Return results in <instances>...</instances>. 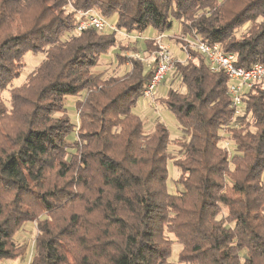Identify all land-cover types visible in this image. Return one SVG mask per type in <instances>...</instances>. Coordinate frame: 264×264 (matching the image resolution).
Masks as SVG:
<instances>
[{
	"label": "trees",
	"instance_id": "trees-1",
	"mask_svg": "<svg viewBox=\"0 0 264 264\" xmlns=\"http://www.w3.org/2000/svg\"><path fill=\"white\" fill-rule=\"evenodd\" d=\"M80 10L116 16L127 33L167 32L177 20L234 53L237 66L264 62V0H0V93L10 91L9 105L0 97V260L26 255L16 235L35 222L30 264H175V240L180 264H264V79L236 114L224 71L194 50L176 62L169 74L184 89L158 98L183 132L172 158L167 126L146 132L134 111L155 55L146 68L117 51L130 69L97 71L129 46L115 30L77 31ZM145 43L149 56L158 50ZM28 52L44 57L12 86ZM81 95L75 124L66 98ZM169 160L178 193L168 190Z\"/></svg>",
	"mask_w": 264,
	"mask_h": 264
},
{
	"label": "rangeland",
	"instance_id": "rangeland-1",
	"mask_svg": "<svg viewBox=\"0 0 264 264\" xmlns=\"http://www.w3.org/2000/svg\"><path fill=\"white\" fill-rule=\"evenodd\" d=\"M116 16L111 17L108 19L110 23L114 24ZM245 26L243 29H240L237 33L241 34L245 30L249 28ZM113 29L109 28L106 32H111ZM114 31V30H113ZM117 31V39L119 44L124 46H129L128 49H122L121 47L117 46L114 48L104 59L101 60L100 65L95 68L97 71H106V75H123L126 71L130 69V64L122 62L119 63L116 58V52L122 51L124 53V57H133V56H141L145 67L148 68L153 60L154 54L151 56L148 55L146 51V40L147 39H154L157 35V31L152 27H149L145 31L142 32H135V33H127L121 30ZM167 37L165 43L167 46L170 47L172 52L178 56L179 58H184V54L180 52V47L182 45L183 36L185 33L182 31V27L180 23L175 20L173 23L172 29L165 32ZM189 35V34H186ZM150 45V44H149ZM151 46V45H150ZM136 49V50H134ZM152 49V48H151ZM44 57L43 53H33L28 52L25 55V66L21 71V75L13 81L12 86H18L22 84L29 73H31L42 61ZM123 57V58H124ZM170 86H173L177 89L183 90L180 86L179 80L174 79L172 73L166 77L165 81H163L157 88V95H156V104L150 103L144 96H141L137 102V105L134 109L135 113L139 115L145 123V131L151 132L154 129L155 124L160 121L164 123L170 132V144L168 150L170 152V156L175 158L178 153V141L180 137H182L183 132L181 130V126L175 116V114L165 105L158 101V98H164L167 96L168 90ZM0 97L6 101V104L9 105L10 103V91L9 89L5 90L4 92L0 93ZM81 95L79 98L78 96H69L66 98V106L68 108V113L70 114L71 120L75 123H79V114L76 108V102L78 99L82 98ZM76 138V135L71 134L69 137L70 141V151L73 149V141ZM176 140V141H175ZM223 146H229V141L224 140ZM72 152V151H71ZM168 171H169V178H168V190L170 193H178L182 190V185H180L177 180L180 176L179 168L174 164L173 160H169L168 162ZM45 215L42 216L44 218ZM38 232L37 224L35 222H28L23 229H21L18 234L16 235V240L19 244L26 243L28 245L26 255L24 257H20L17 259H2L0 260V264H30L31 258L34 253V245H35V237ZM172 239L174 236L172 234L169 235ZM174 239V238H173ZM182 249V245L177 242L176 240L173 243V252L171 256V261L175 264L178 263V255L180 250Z\"/></svg>",
	"mask_w": 264,
	"mask_h": 264
},
{
	"label": "built area",
	"instance_id": "built-area-1",
	"mask_svg": "<svg viewBox=\"0 0 264 264\" xmlns=\"http://www.w3.org/2000/svg\"><path fill=\"white\" fill-rule=\"evenodd\" d=\"M79 23L76 30L82 31L93 27L98 31L106 32L109 28L117 30L115 24L110 23L103 15L94 10L78 11ZM158 50L155 52L156 66L154 73L147 83L143 96L152 104H156L157 88L165 77L173 70L176 62L185 63L193 56L192 51L202 53L209 64L211 71H224L229 78L228 89L236 114L242 112L243 95L257 81L264 79V62H256L251 67L245 68L235 64L234 53L226 52L220 43H209L198 34L184 35L180 52L184 58L176 56L165 43L166 33L161 32L155 36ZM136 57V56H135ZM141 58V56H137Z\"/></svg>",
	"mask_w": 264,
	"mask_h": 264
},
{
	"label": "crops",
	"instance_id": "crops-1",
	"mask_svg": "<svg viewBox=\"0 0 264 264\" xmlns=\"http://www.w3.org/2000/svg\"><path fill=\"white\" fill-rule=\"evenodd\" d=\"M158 34V33H157Z\"/></svg>",
	"mask_w": 264,
	"mask_h": 264
}]
</instances>
